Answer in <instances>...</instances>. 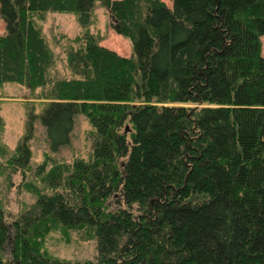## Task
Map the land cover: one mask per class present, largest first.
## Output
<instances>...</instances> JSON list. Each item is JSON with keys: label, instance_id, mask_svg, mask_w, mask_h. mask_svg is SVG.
<instances>
[{"label": "trees", "instance_id": "1", "mask_svg": "<svg viewBox=\"0 0 264 264\" xmlns=\"http://www.w3.org/2000/svg\"><path fill=\"white\" fill-rule=\"evenodd\" d=\"M96 1L0 0V85L47 101L50 154L79 116L90 127L87 158L47 154L25 211L8 222L0 205V264H264V0H98L131 56L84 32L69 75H52L35 19L74 14L86 29ZM13 155L10 173L32 171L25 143ZM54 230L93 240L95 259L50 257Z\"/></svg>", "mask_w": 264, "mask_h": 264}, {"label": "rangeland", "instance_id": "2", "mask_svg": "<svg viewBox=\"0 0 264 264\" xmlns=\"http://www.w3.org/2000/svg\"><path fill=\"white\" fill-rule=\"evenodd\" d=\"M171 7V0H162ZM90 25L86 29L79 26L74 14H47L35 19L48 45L54 52V66L52 75L67 77L65 66V51L68 47L76 48L84 32L97 38L99 44L115 51L122 57L131 56L129 42L119 36L112 27L111 18L96 1ZM5 33V25L0 19V36ZM261 56L264 58V36L261 37ZM40 92L31 91L24 85H0V117L3 129L0 132V146L6 153L0 157V205L5 209L8 222L15 219L26 206L33 202L34 191H43L39 179L34 171L49 154L58 162L71 164L75 158H87L90 150L88 137L89 123L79 116L73 131L71 145L59 153L50 154L43 129L38 117L47 101L38 99ZM25 143L31 153L32 171L22 177L20 173H10L9 157L17 153L20 144ZM8 151V152H7ZM7 155V156H6ZM82 233L69 232L67 235L60 230L50 232L42 240L44 251L50 257L67 261H93L96 256V245L93 240L83 238ZM9 236L4 251L7 252L11 244Z\"/></svg>", "mask_w": 264, "mask_h": 264}]
</instances>
